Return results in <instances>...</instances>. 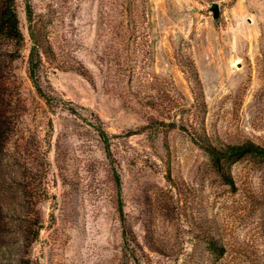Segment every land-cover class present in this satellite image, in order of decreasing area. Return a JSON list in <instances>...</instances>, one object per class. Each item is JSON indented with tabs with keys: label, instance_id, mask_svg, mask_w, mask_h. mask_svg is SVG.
<instances>
[{
	"label": "rangeland",
	"instance_id": "1",
	"mask_svg": "<svg viewBox=\"0 0 264 264\" xmlns=\"http://www.w3.org/2000/svg\"><path fill=\"white\" fill-rule=\"evenodd\" d=\"M15 5L0 264H264V158L205 150L264 147V0Z\"/></svg>",
	"mask_w": 264,
	"mask_h": 264
},
{
	"label": "trees",
	"instance_id": "2",
	"mask_svg": "<svg viewBox=\"0 0 264 264\" xmlns=\"http://www.w3.org/2000/svg\"><path fill=\"white\" fill-rule=\"evenodd\" d=\"M31 36V47L28 55L27 72L28 76L35 86L37 92L46 100L48 98L39 85L42 68V54L45 48L42 46L38 37L35 35L34 28L29 25ZM23 39L19 27V20L16 12L15 0H0V43L18 45ZM18 52L15 49H1L0 47V73L3 63L12 62L17 58ZM6 60V61H5ZM2 112V111H1ZM0 114V122H5ZM213 160L217 168H221L223 161L240 158L243 156H253L264 158V147L251 141H245L239 144H227L221 147L208 145L205 149ZM224 247H222V250Z\"/></svg>",
	"mask_w": 264,
	"mask_h": 264
},
{
	"label": "water",
	"instance_id": "3",
	"mask_svg": "<svg viewBox=\"0 0 264 264\" xmlns=\"http://www.w3.org/2000/svg\"><path fill=\"white\" fill-rule=\"evenodd\" d=\"M210 10L213 12V17L216 19L219 17V4L216 2H213L211 4Z\"/></svg>",
	"mask_w": 264,
	"mask_h": 264
}]
</instances>
